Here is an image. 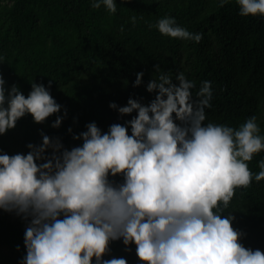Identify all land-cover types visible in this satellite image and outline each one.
Returning <instances> with one entry per match:
<instances>
[{
    "label": "clouds",
    "instance_id": "9594fccd",
    "mask_svg": "<svg viewBox=\"0 0 264 264\" xmlns=\"http://www.w3.org/2000/svg\"><path fill=\"white\" fill-rule=\"evenodd\" d=\"M237 2L241 16H264V0ZM102 5L117 10L116 0H93V8ZM155 27L171 37L203 38L172 16ZM154 67L159 75L146 85L155 92L150 102L109 103L121 115L135 111L123 124L103 131L91 121L73 133L82 143L70 149L42 132L26 154L0 153V209L30 218L21 264H128L125 257L102 258L121 239L126 248L135 244L140 264H264V251L245 247L234 217L221 214L236 187L264 178V160L258 173L247 164L264 149L256 117L238 128L204 123L212 81L194 96L196 82L184 72L173 79L171 70ZM143 75L136 73L134 87ZM61 107L43 83L34 82L25 96L16 84L6 89L0 74V134L25 114L42 123ZM66 116L65 109L51 126L60 127ZM117 174L122 182L110 179Z\"/></svg>",
    "mask_w": 264,
    "mask_h": 264
},
{
    "label": "trees",
    "instance_id": "16d2710c",
    "mask_svg": "<svg viewBox=\"0 0 264 264\" xmlns=\"http://www.w3.org/2000/svg\"><path fill=\"white\" fill-rule=\"evenodd\" d=\"M6 1L12 6L0 7L10 21L0 20L5 88L16 84L27 96L34 82L43 83L62 107L42 123L25 114L0 134V153L26 154L29 142L42 141V132L60 137L70 149L82 143L73 133L86 130L91 121L103 131L112 123L123 124L135 111L121 115L109 103L123 106L129 97L150 102L155 92H148L146 85L159 75L155 65L159 71L171 70L173 79L184 72L196 82L194 96L203 81H212V107L206 109L204 123L238 128L254 115L264 136V16H241L237 0H116L115 13L104 5L93 8V0ZM166 15L192 32H202L203 38L196 42L160 33L155 25ZM140 71L143 82L134 87ZM65 109L66 118L53 128ZM260 160L264 149L247 161L253 173L261 170ZM110 179L119 183L123 176ZM228 213L234 217L233 227L243 233L240 242L264 251V178L253 176L249 185L236 187L221 214ZM29 219L0 209V264H21ZM109 249L103 259L125 257L128 264H140L134 243L126 248L122 239L111 241Z\"/></svg>",
    "mask_w": 264,
    "mask_h": 264
},
{
    "label": "rangeland",
    "instance_id": "374dc122",
    "mask_svg": "<svg viewBox=\"0 0 264 264\" xmlns=\"http://www.w3.org/2000/svg\"><path fill=\"white\" fill-rule=\"evenodd\" d=\"M12 6V3L6 1V0H0V7L3 9H10ZM34 9L37 10V11H40V7L39 6H34ZM9 19V15L6 14V13H1L0 12V20L1 21H7L8 25L10 24V21L8 20ZM46 43L49 44V40L46 38Z\"/></svg>",
    "mask_w": 264,
    "mask_h": 264
}]
</instances>
